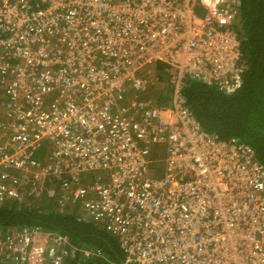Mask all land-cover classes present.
<instances>
[{"label": "built area", "instance_id": "built-area-1", "mask_svg": "<svg viewBox=\"0 0 264 264\" xmlns=\"http://www.w3.org/2000/svg\"><path fill=\"white\" fill-rule=\"evenodd\" d=\"M237 12L238 0H0V202H77L125 263L264 264V165L203 129L183 93L239 87ZM92 252L38 227L0 233L13 264Z\"/></svg>", "mask_w": 264, "mask_h": 264}, {"label": "trees", "instance_id": "trees-1", "mask_svg": "<svg viewBox=\"0 0 264 264\" xmlns=\"http://www.w3.org/2000/svg\"><path fill=\"white\" fill-rule=\"evenodd\" d=\"M236 18L233 28L243 63L239 87L226 94L212 86L188 81L183 93L203 129L249 144L264 165V0H238ZM154 68L160 85L152 94L155 102L161 104L167 100L168 87L163 64L156 63ZM248 128L252 136H245ZM67 201L63 207L55 197L4 200L0 202V233L5 236L24 227H38L44 234L63 235L74 245L94 251L79 263L65 260L62 264H124L116 238L95 226L88 217H81L77 202ZM0 264L13 263L0 259Z\"/></svg>", "mask_w": 264, "mask_h": 264}, {"label": "rangeland", "instance_id": "rangeland-1", "mask_svg": "<svg viewBox=\"0 0 264 264\" xmlns=\"http://www.w3.org/2000/svg\"><path fill=\"white\" fill-rule=\"evenodd\" d=\"M160 85V83L158 82L156 85H154V87H155V90H156V88L158 87ZM165 85L167 86V87H169L168 85H167V83H166V81H165ZM148 92V91H147ZM147 92H144V93H141V94H149V93H147ZM160 92V91H159ZM167 93H168V89H167ZM52 96H48L47 97V101L51 98ZM244 134H245V136H252V134H253V132H252V130L250 129V128H248L245 132H244ZM149 175H153V174H149ZM37 258V257H36ZM32 264H43L42 262L41 263H38V262H35V263H32Z\"/></svg>", "mask_w": 264, "mask_h": 264}, {"label": "crops", "instance_id": "crops-1", "mask_svg": "<svg viewBox=\"0 0 264 264\" xmlns=\"http://www.w3.org/2000/svg\"><path fill=\"white\" fill-rule=\"evenodd\" d=\"M168 85V84H167ZM169 87H168V92H169ZM152 93L155 92V88H153L152 90ZM150 91H148L147 93H149ZM4 101H5V97H3L1 94H0V119L1 117L3 116L4 114V111H5V105H4Z\"/></svg>", "mask_w": 264, "mask_h": 264}, {"label": "flooded vegetation", "instance_id": "flooded-vegetation-1", "mask_svg": "<svg viewBox=\"0 0 264 264\" xmlns=\"http://www.w3.org/2000/svg\"><path fill=\"white\" fill-rule=\"evenodd\" d=\"M66 202H68V201H65V202L62 204L63 207L66 205ZM69 202H70V201H69Z\"/></svg>", "mask_w": 264, "mask_h": 264}, {"label": "clouds", "instance_id": "clouds-1", "mask_svg": "<svg viewBox=\"0 0 264 264\" xmlns=\"http://www.w3.org/2000/svg\"><path fill=\"white\" fill-rule=\"evenodd\" d=\"M199 83H200V82H199ZM204 85H205V84H204ZM206 86H207V85H206ZM124 264H128V263H125V262H124Z\"/></svg>", "mask_w": 264, "mask_h": 264}]
</instances>
